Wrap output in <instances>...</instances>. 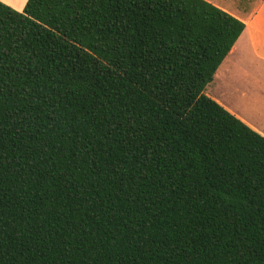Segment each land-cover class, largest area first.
<instances>
[{"label":"trees","instance_id":"1","mask_svg":"<svg viewBox=\"0 0 264 264\" xmlns=\"http://www.w3.org/2000/svg\"><path fill=\"white\" fill-rule=\"evenodd\" d=\"M244 26L0 1V264H264V136L204 92Z\"/></svg>","mask_w":264,"mask_h":264},{"label":"crops","instance_id":"2","mask_svg":"<svg viewBox=\"0 0 264 264\" xmlns=\"http://www.w3.org/2000/svg\"><path fill=\"white\" fill-rule=\"evenodd\" d=\"M22 11L27 0H0ZM244 23V29L218 66L213 79L206 85L205 94L226 110L264 136V125L241 112L235 97H250L252 88L240 86V79H248L263 68L264 74V0H206ZM261 63V66H260ZM247 69V71H246ZM255 71H254V70ZM251 70L253 72H251ZM254 73V74H253ZM264 87V82H261ZM258 91L261 87L255 86ZM253 88V90H255Z\"/></svg>","mask_w":264,"mask_h":264},{"label":"rangeland","instance_id":"3","mask_svg":"<svg viewBox=\"0 0 264 264\" xmlns=\"http://www.w3.org/2000/svg\"><path fill=\"white\" fill-rule=\"evenodd\" d=\"M251 72L253 71L251 70ZM240 80V86L247 85L249 88H252V91L250 92V97L240 96V99L235 97V102L238 104L241 112L246 113V115L248 114V116L258 124L264 125V87L263 84H261V82H264L263 68L260 69L259 67L258 73L251 75L248 79ZM255 86L261 87V91L259 92ZM253 88H255V90H253Z\"/></svg>","mask_w":264,"mask_h":264}]
</instances>
